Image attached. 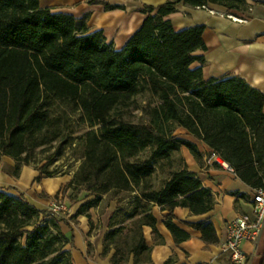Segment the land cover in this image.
<instances>
[{
  "label": "trees",
  "instance_id": "1",
  "mask_svg": "<svg viewBox=\"0 0 264 264\" xmlns=\"http://www.w3.org/2000/svg\"><path fill=\"white\" fill-rule=\"evenodd\" d=\"M181 2L228 11L249 8L246 0L145 5L142 27L117 51L102 31L90 32L85 17L53 13L39 0H0V154L29 166L38 149L54 150L37 169L40 177L52 178L47 164L64 157L74 145L75 126H82L83 160L63 193L80 186L96 198L77 215L103 195H133L127 217L133 220L135 244L116 245L112 264H127L131 257L150 262L144 227L162 243L154 207L168 212L164 225L176 244L190 238L173 221L176 208L191 215L215 208L211 190L175 158L185 146L201 160L194 144L176 136L178 129L207 144L242 182L264 187V94L238 76L203 80L206 61L196 53L207 51L204 26L176 32L164 20ZM195 62L201 67L192 69ZM145 95L149 99L141 105ZM131 110H140L145 120L131 121ZM63 220L23 194L0 190V264H74L66 250L74 240L63 233ZM192 226L205 242L218 243L211 222ZM123 230L107 233L108 245H115Z\"/></svg>",
  "mask_w": 264,
  "mask_h": 264
},
{
  "label": "crops",
  "instance_id": "2",
  "mask_svg": "<svg viewBox=\"0 0 264 264\" xmlns=\"http://www.w3.org/2000/svg\"><path fill=\"white\" fill-rule=\"evenodd\" d=\"M41 8H50L53 13L73 15L77 19L86 18L92 32L102 31L107 42L115 50H122L130 38L142 27L148 13H143L145 5L158 7L171 0H39ZM246 11L230 10L212 4L193 7L179 3L175 12L166 16L176 32L197 26H204L203 39L207 51H199L205 58L202 67L204 81L228 75L242 78L250 87L264 94V0H246ZM205 7V8H203ZM215 11L216 13H211ZM226 13L243 19L234 21ZM156 14V11L152 13ZM198 62L191 68H200ZM180 139L197 147L201 160H197L190 150L182 146L177 153L181 168L196 173L202 184L211 190L216 202L213 211L205 215H191L186 208H176L173 221L186 231L190 238L176 244L173 235L164 222L168 212L154 207L157 231L162 243L156 244L152 229L144 227V237L151 249L149 263H135L133 257L127 264H234L229 253L221 250L227 239L228 222L237 215L254 218L253 188L242 182L236 174L230 173L210 147L198 140L185 129H178ZM15 161L0 154V190L9 194H23L39 210H48L56 199L63 198V189L71 181L67 175L40 177V172L32 166H22L17 175L10 173ZM87 203V202H86ZM75 208L70 218L81 220L77 215L81 206ZM211 222L215 228L218 243L209 244L202 239L200 230L192 225ZM63 233H71L74 247L71 250L74 264H112L107 259L87 257L83 233L67 222L60 224ZM67 229V231L64 230ZM246 257L244 264H264V229L257 243L247 242L242 246ZM99 254V253H98ZM76 260V261H75Z\"/></svg>",
  "mask_w": 264,
  "mask_h": 264
},
{
  "label": "rangeland",
  "instance_id": "3",
  "mask_svg": "<svg viewBox=\"0 0 264 264\" xmlns=\"http://www.w3.org/2000/svg\"><path fill=\"white\" fill-rule=\"evenodd\" d=\"M148 99L147 95L140 97V104L145 105ZM129 117V119L134 122H142L145 120L140 110H131ZM76 120H78V117ZM84 133L83 127L77 123L73 135L75 137L74 145H71L70 148L65 150L63 158L60 160L54 159L52 163L47 164L45 171L53 173L55 176L67 175L72 179L78 172L83 160L82 149L78 147V144ZM176 133L178 135V132ZM53 152L54 150L45 151L44 149H38L35 155L36 158L29 166L36 169L42 168L46 164V158L52 155ZM175 158L179 159L178 154H175ZM21 167V164L15 162V167L10 170V173L16 176ZM95 198L94 195L84 192L82 187L73 186L67 193H63L62 199L58 198L55 201H58L59 205H63L66 209L59 215L60 218L64 219L61 225H66V223L69 222L72 227L83 233V240L87 246V257L92 260L98 256L102 259H107L110 256L112 258L115 253L116 245L125 248L128 244L131 246L135 244L133 240L135 238L133 220L127 217L133 201V195L118 194L115 197L103 195L100 200H95L96 203L92 208L83 213V217L80 218L81 220L77 221L76 219L70 218L75 208ZM121 226L125 227V230H123L121 236L117 238L116 244L108 245L105 235ZM65 231H67V229ZM128 231L132 232L129 237L126 234ZM66 235L68 238L71 237L69 231L66 232ZM70 247L71 246L68 245L66 250L70 249ZM106 247L109 250L107 254H104V249H106Z\"/></svg>",
  "mask_w": 264,
  "mask_h": 264
},
{
  "label": "built area",
  "instance_id": "4",
  "mask_svg": "<svg viewBox=\"0 0 264 264\" xmlns=\"http://www.w3.org/2000/svg\"><path fill=\"white\" fill-rule=\"evenodd\" d=\"M205 8V7H203ZM216 13L215 11H210ZM226 15L234 21H243L239 17H235L229 13ZM227 170L235 174L234 169L230 165H226ZM252 200L254 203V218L250 219L245 215H237L230 220L227 225V239L221 245L224 253H229L234 264H244L246 257L242 251L244 243H257L264 229V187L253 190ZM66 210L63 205H59L58 201L53 203L49 211L53 214L60 215Z\"/></svg>",
  "mask_w": 264,
  "mask_h": 264
}]
</instances>
